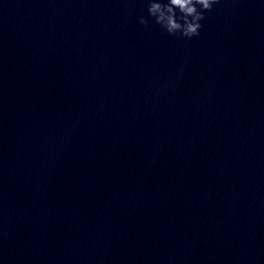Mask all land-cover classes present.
Segmentation results:
<instances>
[{"label": "water", "instance_id": "obj_1", "mask_svg": "<svg viewBox=\"0 0 264 264\" xmlns=\"http://www.w3.org/2000/svg\"><path fill=\"white\" fill-rule=\"evenodd\" d=\"M141 15L0 0V264H264V0Z\"/></svg>", "mask_w": 264, "mask_h": 264}, {"label": "clouds", "instance_id": "obj_2", "mask_svg": "<svg viewBox=\"0 0 264 264\" xmlns=\"http://www.w3.org/2000/svg\"><path fill=\"white\" fill-rule=\"evenodd\" d=\"M220 2L221 0H144L148 15H141L139 22L148 27L151 18L169 35L192 39L200 35L206 13Z\"/></svg>", "mask_w": 264, "mask_h": 264}]
</instances>
